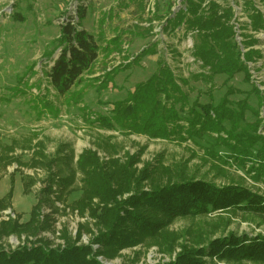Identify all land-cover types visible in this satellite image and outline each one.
<instances>
[{"label":"rangeland","instance_id":"obj_1","mask_svg":"<svg viewBox=\"0 0 264 264\" xmlns=\"http://www.w3.org/2000/svg\"><path fill=\"white\" fill-rule=\"evenodd\" d=\"M187 1L0 0V198L8 193L12 179L14 182L11 207L0 208V247L39 242L63 246L70 240L90 244L95 252L103 250L102 244L94 243L101 227L91 210L73 206L82 195L81 174L77 173L74 191L65 201L60 200L58 185L54 184L50 193L44 191L47 168L26 165L38 150L54 158L63 149L62 159L53 168L61 171V176L69 175L79 155L92 149L103 161L112 157L126 161L128 156L137 155L135 167L139 171L147 169L149 175L145 189L150 188V179L168 180L167 173L217 185L236 183L264 193V180L255 179L249 166L228 161L230 151L212 135L196 141L152 138L123 129L101 128L92 120V112L109 114V102L125 99L137 83L149 79L166 63L180 81L189 80L183 87L190 105L196 100L217 104L229 88L237 90L230 96L232 105L245 99L258 112L257 116L248 110L242 126L259 119L258 133L264 136V104L259 103L253 90V86L258 87L264 97V30H254L250 18L254 7L264 14V0H194L203 9L215 1L233 11L230 23L235 44L243 54L250 49L255 52L248 63L251 82L244 80L243 72L231 80L219 74L210 80L195 78L198 73L209 72V67L192 54L197 31H187L184 24L175 26L167 20L180 9L186 11ZM79 5L86 8L83 27L99 39L101 47L110 45L111 51L101 50L92 70L84 75V82L61 96L45 76L60 50L50 59L46 53L57 47L60 25L66 16L78 20ZM116 36H120L117 42ZM143 49L157 53L143 56ZM109 72L112 74L107 77ZM104 82L106 87H102ZM226 126L230 124L226 122ZM15 158L25 164L19 165ZM9 159L14 161L3 165ZM24 183L29 186L27 192ZM33 208L37 210L36 219L27 229ZM12 226L21 232L10 233ZM229 232L264 234V222L254 215L231 210L181 217L167 227L166 240L160 245L142 242L119 250L113 257L99 254L98 258L108 264H159L173 260L181 245L197 246Z\"/></svg>","mask_w":264,"mask_h":264},{"label":"trees","instance_id":"obj_2","mask_svg":"<svg viewBox=\"0 0 264 264\" xmlns=\"http://www.w3.org/2000/svg\"><path fill=\"white\" fill-rule=\"evenodd\" d=\"M187 3L186 11L180 9L179 13L167 20L175 26L184 24L187 31H197L192 54L202 61L204 67H209V72L198 73L195 78L210 80L219 74L231 80L243 72L244 80L251 82L248 63L253 61L255 52L250 49L243 54L235 44V31L230 23L233 11L215 1H211L207 9L201 8V3L194 0ZM85 9L84 5L78 6L77 21L72 15L66 16L60 25L57 47L46 53L50 59L56 50H60L52 65L45 70V76L61 96L84 82V75L92 70L101 50L105 48L111 51L110 45L101 47L99 39L83 27ZM250 18L254 30H264L263 12L254 7ZM115 38L117 42L120 36ZM153 49H143L142 55L156 54L157 51ZM110 74L112 72L106 76ZM96 79L101 83V78ZM188 83L187 78L180 81L173 69L164 63L149 79L137 83L125 99L109 102V114L92 112V120L101 128L123 129L152 138L178 137L196 141L212 135L230 151L228 161L249 166L256 174L255 179L264 180V136L258 133L261 121L257 119L242 126L248 110L252 109L257 116L258 112L245 99L236 100V106H233L230 96L238 92L233 88H229L217 104L196 100L190 105L183 87ZM106 86L104 82L102 87ZM253 90L260 98L259 103L264 104L260 89L253 86ZM177 104H180L179 108ZM226 122L230 124L229 128ZM61 152L63 149H59V157L48 158L38 150L26 165L47 168L49 174L44 191L51 192L56 184L58 198L64 201L74 191L77 173L81 174L82 195L73 206L82 211L86 208L91 210L97 225L101 227L94 243L102 244L103 250L95 252L90 244H77L70 240L63 246L24 243L15 248L0 247V264H106L98 258L99 254L113 257L119 250L142 242L160 245L166 240L167 227L176 219L216 211L251 214L264 222V193L249 187L236 183L217 185L205 179L169 176L166 173L168 180L159 182L158 179H150V188L145 189L144 182L149 175L147 169L139 171L135 167L139 162L137 155L128 156L126 161L115 157L103 161L98 152L92 149L79 155L76 168L69 175L61 176V171L53 169L62 159ZM14 160L19 165L25 164L17 158ZM14 160L9 159L3 165ZM11 181L8 193L0 198L2 209L12 205L14 182L13 179ZM24 185L27 192L29 186ZM36 214L37 210L33 208L30 221L25 223L27 229L35 221ZM12 228L10 233L21 232L16 226ZM216 261L264 264V234L229 232L197 246L181 245L173 260L159 264H216Z\"/></svg>","mask_w":264,"mask_h":264},{"label":"built area","instance_id":"obj_3","mask_svg":"<svg viewBox=\"0 0 264 264\" xmlns=\"http://www.w3.org/2000/svg\"><path fill=\"white\" fill-rule=\"evenodd\" d=\"M181 6H183V5H180L179 7H181ZM238 20V19H237ZM202 63V62H201Z\"/></svg>","mask_w":264,"mask_h":264},{"label":"water","instance_id":"obj_4","mask_svg":"<svg viewBox=\"0 0 264 264\" xmlns=\"http://www.w3.org/2000/svg\"><path fill=\"white\" fill-rule=\"evenodd\" d=\"M106 264H108V263H106Z\"/></svg>","mask_w":264,"mask_h":264}]
</instances>
